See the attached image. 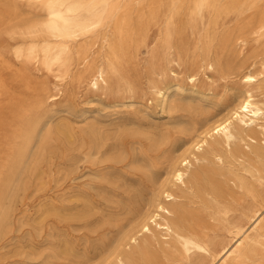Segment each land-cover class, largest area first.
I'll use <instances>...</instances> for the list:
<instances>
[{
  "label": "bare ground",
  "instance_id": "bare-ground-1",
  "mask_svg": "<svg viewBox=\"0 0 264 264\" xmlns=\"http://www.w3.org/2000/svg\"><path fill=\"white\" fill-rule=\"evenodd\" d=\"M31 1L0 0V248L21 233L22 264H264V0ZM209 75L237 87L219 97ZM63 83L112 111L56 123ZM153 101L195 118L143 126Z\"/></svg>",
  "mask_w": 264,
  "mask_h": 264
},
{
  "label": "rangeland",
  "instance_id": "rangeland-1",
  "mask_svg": "<svg viewBox=\"0 0 264 264\" xmlns=\"http://www.w3.org/2000/svg\"><path fill=\"white\" fill-rule=\"evenodd\" d=\"M17 3L19 4V8L27 13L28 15H32L33 12L36 10V5L33 1L31 0H17ZM153 31H156V28L153 29ZM5 45L8 46V41H6ZM249 48H245L241 53H238V60L243 61L249 57H252L251 53L249 52ZM261 58V57H260ZM144 72V70H143ZM145 74L138 73V79L142 83L143 86L147 85L148 79L143 78ZM210 76V75H209ZM35 77L42 82H45L48 87L51 90H54V88L57 85V81L53 76H47L44 75L41 72L35 71ZM210 79H212V88L218 94L220 97H225L223 92H225V88L230 89L237 87V81L232 82L227 80L223 81L221 80L218 76L213 75L210 76ZM209 81V79H208ZM61 84V83H60ZM63 87V88H62ZM60 88L65 89L67 92V97L62 95L57 97L55 104L54 102H49L48 107L46 108L47 110L50 109H57V110H62V109H68L67 112H60L57 113V121L56 123L59 122H66L69 123L70 125H73L75 127H81L82 123L80 120L81 115L83 113H89L93 112L94 115H106L110 114L112 111L110 108L104 109L101 106L100 102V97L98 95H95L92 92H89L86 87H81L80 89H71V86L67 83H63ZM72 90V92H71ZM53 92V91H52ZM190 96L187 95V99ZM147 100L152 99L153 96L150 94L146 98ZM146 104V103H145ZM146 114V115H145ZM146 117V119H142L141 125L143 126H153L152 128H161V129H167V130H174L178 126H180L181 122L187 123L191 119L194 120L195 115H192L190 112L181 110L173 113L172 115H166L162 114L159 108L156 105V102L153 101L151 110L147 113L146 111H142V115ZM200 120V119H199ZM58 154L61 156V153L63 151V147L58 144ZM57 155L52 161H49V163L45 166V174L44 177L51 179L53 177H64V172H63V161L60 159V156ZM83 166V164H82ZM68 183H65L63 187L60 188V192L58 196H61V194L66 193L68 190ZM31 193V191H30ZM33 194L31 193L27 199L25 200V203L27 206L30 208L31 213H35L37 210V204L34 200V197H32ZM21 204L17 206V209H21ZM17 218H19L20 211L18 210L17 213ZM55 219L49 218L44 221V224H46V227L54 224ZM90 234V228H82L78 229L76 232L77 236L81 235H89ZM23 241L22 234L21 233H15L10 235L6 241H4L3 246L0 248V264H22L23 261V256H22V250L20 247L22 246L21 242ZM25 252H29L28 249L24 250Z\"/></svg>",
  "mask_w": 264,
  "mask_h": 264
}]
</instances>
